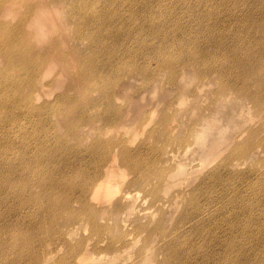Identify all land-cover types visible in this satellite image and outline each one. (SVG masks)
I'll list each match as a JSON object with an SVG mask.
<instances>
[{"label": "rangeland", "instance_id": "374dc122", "mask_svg": "<svg viewBox=\"0 0 264 264\" xmlns=\"http://www.w3.org/2000/svg\"><path fill=\"white\" fill-rule=\"evenodd\" d=\"M71 1L62 0V3L54 7L57 8L56 11L36 12L32 20L38 18L47 23L44 28L29 27L26 24L29 21L25 14L27 0H9L6 3L9 7L8 13H4L0 6V24L5 23L9 28L21 31L18 37L24 39L33 52L30 61L37 58L33 66L27 67L18 64L12 55L0 54V75L8 73L12 78L18 69L22 71L25 83L22 88L25 92L36 84L33 83L35 71L40 79L37 82L45 81L48 85L47 91L51 90V93L50 96L44 92L40 93L42 100L39 102L46 101L40 107L44 112H56V116L49 119L48 125L57 123L60 134L70 142L71 147L65 154L68 155L72 151L76 157L83 155L85 165L93 161L101 164L103 161L94 160L89 156L94 153L101 156L105 153L106 150L99 148L100 142L116 147L117 153H120L122 148H141L145 150L142 153L153 158L162 157L158 161V167L165 171V180L163 185H160L158 175L151 173L144 179L143 185L137 182L126 185L124 182L135 178V172L127 168V173L122 179L126 181L119 183L120 186L114 192L115 197L103 206H96V209H79L78 204L72 202L64 210L62 217L54 219L56 215L47 213L51 219L47 218L40 225L30 227L22 224L15 227L14 210L4 213V208L15 209L19 201L14 196L13 189L5 190V201L0 206V264H44L46 260L45 264H222L219 258L224 250L229 253V242L233 236L235 240L248 243L250 259L239 264H264V85L259 91L262 100L256 103L252 96L257 91V83H250L242 91L232 89L222 92L218 88L217 75L200 76L197 69L192 75L194 68L189 65L182 66L184 70L191 71L192 75L186 78L187 89L184 90L182 86L174 84V80L168 75L150 77V74L131 72L132 62L140 64V60L148 59L137 50L138 47L140 49L139 40L127 42L139 54L122 58L123 50L117 45L124 18H117L115 26L103 37L99 36L98 32L94 33L93 37L84 32L76 33L80 21L68 7ZM88 2L93 6L115 5L126 13H131L136 26L147 20L144 3L151 6L155 12L163 5L176 8L179 4L176 0ZM173 11L175 13L172 12V18H175L174 14L182 17L177 14L178 9ZM183 13L187 16L191 12ZM188 22L195 25L197 20H190L189 17ZM256 22L264 23L262 20ZM103 23L100 24L101 27ZM229 26L237 27L236 31L239 33L245 30L243 24L230 23ZM50 32L54 34L51 35ZM190 34L195 39L202 36L198 30L189 29ZM142 38H151L149 31H145ZM152 41L155 43L156 39ZM235 42L232 38L226 48L237 50L239 46ZM104 49L112 50L113 64L126 59L131 61L124 66L119 65L118 69H111L117 95L115 104L120 118L118 124L110 126L99 120V117L83 121L87 118L83 116L80 120L82 141L77 142L73 133L66 131L65 122L70 119L67 109L70 107L77 113L84 104L94 102L97 103L98 111L106 108L101 90L104 82H100L95 90L78 84L81 82L76 78L78 58L84 53L94 61L96 55ZM50 57L56 60L54 65L50 63ZM146 66L149 72L155 65ZM223 66L218 59L210 61V74L216 71V67L222 69ZM230 71L225 73L224 81L238 82L242 74L241 69L237 66L230 68ZM200 84L202 88L198 91ZM0 89L5 91L7 87L0 82ZM63 94H67L70 101L73 98V103L65 101V97L59 109L55 103ZM182 94H185L184 101L179 99ZM62 109L64 110L60 112ZM98 111L94 110L93 113L98 116ZM4 115V111L0 112V116ZM190 130L203 132L206 144L204 149L194 135L190 136ZM17 135L27 138L25 130H19ZM245 148L249 153L242 154ZM164 150L181 151L172 160L169 156L161 155ZM76 157H72L71 164L77 163ZM49 160L39 164L37 169L53 173L56 177L67 172L76 182L84 180V168H67L63 167L60 160ZM16 162L22 166H18V173L15 172L17 170L7 171L14 187L18 186L15 175L21 176V173L26 172L34 178L39 177L40 173H29L34 167L33 164L19 162V158ZM214 174L217 178L213 177ZM50 182L52 180L48 183ZM29 187V193L37 196V184ZM59 188L53 189L60 190ZM125 190H129V194L133 196L131 195L130 199H119ZM138 190L140 194L136 192ZM152 192L153 196H156L155 202L151 200ZM3 193L0 192V199ZM28 197V193L22 196L23 209H40L39 202ZM117 200H120L119 207L103 210L105 206L114 204ZM8 201H13L15 205L9 204ZM233 201H236V205ZM40 205L43 206L42 203ZM112 214L115 217L111 218ZM236 214H242L247 223L249 220L251 231L237 235L240 232L236 233L235 225L229 220ZM25 216L29 214L26 213ZM63 217L68 220L62 221ZM72 217L73 220L68 222ZM197 226L207 229L208 233H198ZM146 228L152 231L150 239L146 238ZM45 232V237L37 238ZM24 233L36 238L34 245L27 243L28 238H23ZM123 238L130 240L125 247H121ZM38 253H41L42 258L37 261ZM81 253H104L108 256L98 263L99 258H84Z\"/></svg>", "mask_w": 264, "mask_h": 264}, {"label": "bare ground", "instance_id": "6f19581e", "mask_svg": "<svg viewBox=\"0 0 264 264\" xmlns=\"http://www.w3.org/2000/svg\"><path fill=\"white\" fill-rule=\"evenodd\" d=\"M27 1L25 14L29 21L26 24L29 27L40 26L41 28H44L47 23L40 21L38 18L32 20L36 12L43 10L46 13L52 10L56 11L57 8L54 7L62 3V0ZM88 1L90 0H72L68 5L80 21L76 33L84 32L93 37L94 33L98 32L99 36H106V33H109L115 26V20L122 16L124 18L123 30L118 37L119 43L117 45L123 50L122 58L136 56V54H139L137 51L139 50L141 55L148 59L147 61L140 60V64L132 62L131 72L150 74V77L161 74L164 76L168 75L174 80V84L182 86L183 90L187 89L186 78L189 75V78L192 77L196 69L199 71L200 76L217 75L218 88L222 92L232 91V89L242 91L250 83L255 82L257 83V91L252 97L256 100V103L261 102L262 96L259 91L262 90L264 85V23L259 24L256 21H264V0H176V3H179L176 8L163 5L156 12L147 3H144L143 6L147 12V20L139 26L134 25L135 22L131 13H126L115 5L101 4L100 6H93ZM8 2L9 0H0V6H2L4 13L9 12V7L6 6ZM176 9L179 10L177 14L182 15V17L174 14L175 18H172V12ZM181 10L191 13L185 16ZM189 17L190 20H197L195 25L189 24ZM102 23L103 26L101 27L100 24ZM230 23L243 24L245 30L239 33L236 31L237 27L229 26ZM1 26L5 27L3 29L0 28V54L12 55L18 64L22 66H33L37 58L32 62L30 61V55H33V52L28 43L18 37L21 31L16 28H9L5 23H1ZM50 26L52 25L50 24ZM189 29L200 31L202 39H195L193 35H189ZM145 31H149L150 37L156 39L155 43L151 38H148V40L142 38ZM52 33L51 35L54 34ZM232 38L239 46L237 50L235 48L233 50L226 48ZM129 40H139L141 42L139 45L140 49L139 47L137 50L131 48L127 43ZM113 56L112 50L104 49L96 55L94 61H91L89 55L84 53L78 58L79 68L76 78L81 81L78 84L95 90L99 87L100 82H104L101 90L103 94L102 100L106 103V108L98 111L97 103L94 102V104H84L77 113L72 108L70 109V107L67 109L68 118L70 119H67L65 122L66 131L73 133L77 142L82 141L80 139L82 134L80 131V120L83 116L87 117L83 121L99 117V120L103 121L106 125L112 126L118 124L120 112L115 104L117 95L114 91L113 81L115 78L111 73V69H115L116 67L118 69L119 65L124 66L131 61L126 59L121 63H117L116 61L113 64ZM131 58L135 59L134 57ZM214 59L221 61L224 69L216 67V71L210 74L209 62ZM55 62L54 57H50V63L54 65ZM92 63L94 64L92 65ZM146 64L155 65L153 70L149 71L150 73L146 68ZM185 65L193 66L194 73L192 75L191 71L188 72L184 70V67L182 68ZM237 66L242 71L240 79L237 80L238 82L235 80L224 81L225 73L231 72L230 68ZM35 73L36 77L33 83L36 84L26 92L22 88L25 85L23 82V72L19 71V69L12 78L8 73L0 75V82L4 83L7 87L5 91L0 89V112H5L4 116H0V192H4L0 199V206L5 201V190L13 189L15 192L14 196L19 199L18 206L15 209L4 208L3 211L4 213H8L14 210L16 214L15 227L21 224L22 226L28 225L29 227L38 226L43 220L50 218L47 216V213L51 212L53 215H56L54 219H58L62 217L64 210L72 202L77 203L79 209H96V206H103L108 200L115 197L116 194L114 192L120 186L119 183L126 181L122 179L123 175L127 173V168L135 172V178L124 182L126 185H131L135 182L143 185L144 179L151 173L157 174V177L160 179L159 184L163 185L165 171L158 167V161L162 157L158 158L154 156L155 158H153V156L142 153L145 150L141 148L137 150L122 148L120 153H117L116 147L113 148L110 144L100 142L99 148L106 150L105 153L99 156L92 152L94 155L89 154V156L97 161L100 159V161H103L101 164L93 161L91 164L85 165L83 155L76 157V155L72 154V151L68 155L65 154L67 149L71 147L70 142L64 138L63 134H60L57 123L55 125L51 124V126L48 125L49 119H53L56 116V112L53 110L44 112V109L40 107V105L46 103V101L39 102L42 100V94L40 95V93L44 92L48 96L51 90H48L50 92L47 93L48 85L43 80L42 82H37L39 77H37L36 71ZM31 75L33 76L34 74L32 73ZM201 88L200 84L197 90L199 91ZM66 95L60 96L55 103L59 106V109L63 105L62 101H64V98L68 96ZM179 99L184 101L185 94L179 96ZM65 101H70V98L67 97ZM70 103H73V98ZM63 110L59 111L62 112ZM94 110L98 111V116L93 113ZM24 119L25 121H22ZM19 130H25L27 138L17 135ZM193 135L197 141H200V146L204 149L206 144L203 140V132L197 133L195 130H190V136ZM77 151L79 152V150ZM180 151L164 150L161 152V155L169 156L173 160V158L180 154ZM63 153L64 157H62ZM243 153H249V151L245 148ZM72 157L73 159L76 157V164H71ZM17 158H19V162L23 161V163L34 165L29 172L30 174L40 173V175L38 178H34V176L28 175L26 172H23V174L20 172L22 177L15 175L18 186L14 187L13 180L8 177L7 171L9 169L17 170L18 166L22 167L16 164ZM49 159L60 160L63 162V167L84 168V180L76 182L67 172H63L60 177H56L53 173L37 169L39 168V164L48 162L50 161ZM15 172L18 173V170ZM213 177L217 178V175L214 174ZM50 180L52 182L48 183ZM35 184L39 187L37 196H34L32 193L30 194L28 191V187ZM54 187H60V190L53 189ZM31 188L29 187V189ZM136 192L139 193V190ZM154 192L150 194L153 198L151 199L152 202L156 201V196H153ZM27 193L29 194L28 199H32V201L36 199L39 202L40 209L31 211L23 209L22 196L24 197ZM129 193H131L129 190L123 191L119 199H130L132 194ZM119 201H114V204L105 206L103 210L116 209L120 205ZM8 203L15 205L13 201H8ZM233 204L236 205V201H233ZM33 211H35L34 214L32 213ZM26 213L29 216L24 217ZM110 217L113 218L115 215L112 214ZM61 220L67 221L68 218L63 217ZM72 220L73 217L68 222ZM229 220L235 225L236 233L240 232V234H237L238 236L246 234L252 229L249 220L248 223L245 222L242 214H236ZM196 231L200 234L208 233V230L201 226H197ZM151 232V230L146 228V238L150 239ZM46 234L45 232L37 238H43ZM23 238H28L27 243L30 245H34L36 241L35 237L25 233L23 234ZM128 243H130V240L123 238V245L121 247L127 246ZM229 247V253L224 250L219 258L222 264H239L250 259L248 243L246 241L245 243L240 242V240H235L233 236L229 242ZM36 256L37 261L42 258L41 253H38ZM81 256L84 258H89L90 256H93V258L97 257L99 258L97 262L100 263L108 255L104 253L92 255L81 253ZM43 258L45 259L44 256Z\"/></svg>", "mask_w": 264, "mask_h": 264}]
</instances>
